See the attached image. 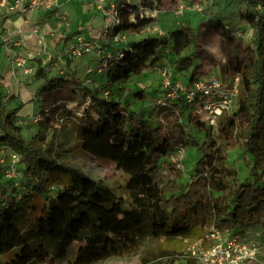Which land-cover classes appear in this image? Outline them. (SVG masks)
<instances>
[{"label": "trees", "instance_id": "16d2710c", "mask_svg": "<svg viewBox=\"0 0 264 264\" xmlns=\"http://www.w3.org/2000/svg\"><path fill=\"white\" fill-rule=\"evenodd\" d=\"M153 1L166 0L124 3L118 23L108 29L110 40L116 34L131 37L104 63L108 85L119 86L160 65L162 48H170L179 56L178 65L185 68L201 50L198 31L186 25L167 36L135 35L157 21L156 17L140 15V7H150ZM241 1L245 8L239 11L240 18L250 28V43L243 59L233 56L226 62L227 71L240 75L236 107L222 114L214 128L188 114L204 137L198 144L200 155L193 172L184 184L153 186L150 196L146 186L152 182L153 159L167 154L169 131L138 118L119 100L105 95L108 89L91 87L72 77L64 82L62 77L48 76L38 63L35 75L42 78L38 92L43 101L38 106L40 119L35 133L27 138L15 122L19 107L4 111L0 117V144L17 155L23 178L22 190L5 193L0 200V257L18 249L4 264H44L69 253L73 254L71 264L95 263L135 250L152 217L164 230L177 232L201 212L218 230L236 231L264 215V0ZM208 21H214L216 28H227L219 19ZM187 46L192 52L180 56ZM196 72L195 66L188 80ZM63 90L70 98H79V114L64 104ZM135 97L142 98V94L135 93ZM66 121L75 126L83 149L92 152L95 144L109 142L112 146L107 149L117 150L124 160L139 159L144 173L140 178L126 179L128 197L60 161L57 125ZM238 143L252 181H239L237 169L228 165L229 150ZM169 169L182 178L172 163ZM51 188L53 194L48 192ZM25 219L28 226H24Z\"/></svg>", "mask_w": 264, "mask_h": 264}, {"label": "rangeland", "instance_id": "374dc122", "mask_svg": "<svg viewBox=\"0 0 264 264\" xmlns=\"http://www.w3.org/2000/svg\"><path fill=\"white\" fill-rule=\"evenodd\" d=\"M184 1V5H188L189 2L204 5V10L197 11L192 6L189 10H179L171 1L166 0L163 2L164 12L157 17V21L138 36H167L185 25L198 31L202 48L193 57L189 68L178 65L176 61L179 56L173 54L170 48L160 50L159 63L168 69L169 85L163 83L161 75L153 68L143 70L140 75L132 76L119 86L108 85L104 77V63L115 54L121 44L131 40V37L118 42L110 40L104 37L107 26L103 27L95 37L83 36V30L73 35L74 37L76 34H83L82 36L90 44L89 50L80 57H71L68 54V46L73 42V37L67 39L68 43L65 40L62 44L58 35L44 37V43L42 42L40 47L42 48L43 44L45 46L31 56L18 54L26 59V65L37 67L40 63L48 76L62 77L64 82L70 77L78 78L85 85L108 89L107 96L119 100L138 118L157 123L162 129L169 131L167 154L153 159L154 168L150 173L152 182L146 186L148 196L155 185L159 188L169 182L184 184L189 180L200 155L198 144L204 139L203 133L190 121L185 105L180 101L173 104L174 101L168 97L171 87L176 81L186 82L195 66L196 76L215 75L224 78V74L229 72L226 70L228 58L238 56L243 59L246 55V47L250 43V28L240 18L239 11L245 8L241 0ZM207 19H219L227 28H216L214 21L205 22ZM57 20L60 21L58 17ZM65 21L66 24L59 27H67L70 24L66 16ZM13 42L11 39L4 42L0 40V44L8 48L7 51L18 47ZM192 50L187 46L179 54L186 56ZM4 56L6 55L0 54V58ZM17 70L15 69L14 73ZM16 75L18 73L14 74L15 78ZM29 76L24 80L20 79L18 83L14 82V86L7 81L0 83L1 113L19 107V114H15L14 119L22 127L27 138L36 131L37 123L33 118L43 101V96L36 88L40 80L36 79L35 73ZM0 77L5 76L0 75ZM62 92L66 96L64 104L74 113L79 114L82 110L79 98L73 95L70 98L67 90ZM138 92L142 94V98L135 97V93ZM12 100L15 102H11ZM163 102L176 108L177 112L170 106H163ZM56 140V150L61 162L82 171L94 180H103L117 195L128 197L124 188L126 179L130 176L140 178L144 173L139 167L141 164L138 158H134L133 160H136L134 162L125 157L124 160L117 150L107 149L112 146L109 142L95 144L96 149L92 152L83 149L82 141L77 137L75 126L71 121L57 125ZM244 155L242 146L238 143L229 150L228 165L237 169L239 181H252ZM169 163L182 173L181 179L174 176L169 169ZM21 172L22 164L19 159L12 158L8 147L0 144V200L5 193L22 190ZM53 189L48 191L49 194L54 193ZM131 205V202L127 204V206ZM147 223L149 226L147 234L140 240L135 250L121 252L91 264H207L203 254L213 247L217 249V257L223 264H264V215L236 231L218 230L201 212L194 221L184 224L177 232L164 230L155 217L148 219ZM24 226H28L26 219ZM17 252L18 249H14L1 256L0 264H4ZM72 257L73 254L69 253L61 260L47 259L44 264H71Z\"/></svg>", "mask_w": 264, "mask_h": 264}, {"label": "built area", "instance_id": "2783aa9c", "mask_svg": "<svg viewBox=\"0 0 264 264\" xmlns=\"http://www.w3.org/2000/svg\"><path fill=\"white\" fill-rule=\"evenodd\" d=\"M5 1L7 0H0V3H4ZM88 1L108 22L107 28L104 32L105 37H107L108 29L118 23L119 9L124 5V3L132 2V0H121V3H118L116 0ZM168 1H171L173 6L179 10H189L191 6L197 11L204 10V5L191 4V2L187 3L188 5H184V0ZM60 4L61 0H11L9 10L20 15H28L32 12L38 11L39 9L55 11L56 16L60 19V25H64L66 24L65 15L58 11ZM164 6L165 5L163 3L153 1L150 7H140V15L157 18L164 12ZM145 29H142L135 35L138 36ZM126 37L127 36L125 34H116L113 36L112 40L118 42L123 39L125 40ZM39 38L42 39V36ZM0 40L4 42L8 41L9 38L0 34ZM89 48L90 44L85 40L82 34H76L73 37V42L68 46V54L71 57H80L84 52L88 51ZM12 62L14 67L13 72L15 69H21L24 75L29 76L34 74L36 71V66L26 65V59L18 54H14ZM153 70L161 75L165 85L170 84L168 80L169 75L167 68L161 65H156ZM239 89L240 75L238 73L226 72L224 74V78H220L215 75H199L187 80L184 83L176 81L171 87L168 97L174 101L173 104H177L179 101L182 102L185 105L188 114H190L194 119L214 128L222 114L230 113L236 107ZM104 94L107 95L108 91H104ZM162 104L163 106L172 107L171 105H165L164 102ZM173 109L177 112L176 108ZM39 119L40 114L38 110H36L33 121L37 123ZM11 156L14 159L18 158L17 155L12 152ZM217 256L218 251L214 247L207 250L203 254V258L206 260L207 264H223L222 260Z\"/></svg>", "mask_w": 264, "mask_h": 264}, {"label": "crops", "instance_id": "0c3cea01", "mask_svg": "<svg viewBox=\"0 0 264 264\" xmlns=\"http://www.w3.org/2000/svg\"><path fill=\"white\" fill-rule=\"evenodd\" d=\"M10 1L7 0L4 3H0V34L13 40V44H16L18 47L13 48L12 51H7L8 48L0 44V54L6 55L0 58V75L5 76L4 78L0 77V83L7 81L14 86V82L18 83L20 79L24 80L30 77L24 75L21 69H18L15 72L18 73L15 78L12 62L13 56L14 54H27L31 56L39 52L45 46L43 44V47H40L44 37L48 38L58 35V37H61V43L63 44L69 37L72 39L73 35L78 31L83 30V36L95 37L103 27L108 25L107 20L88 0H61L58 11L67 17L70 23L67 27H59L61 22L57 20L55 11L39 9L28 15L13 13L9 10ZM40 36H42V39L39 38ZM44 73L46 72L44 71ZM35 77L40 80L38 85H36V88H38L42 83V78L36 75ZM35 82L37 83V80ZM11 102H15V100ZM1 106L3 105L1 104ZM19 111L20 109L16 115L19 114Z\"/></svg>", "mask_w": 264, "mask_h": 264}]
</instances>
